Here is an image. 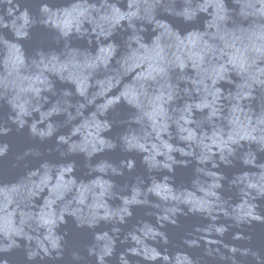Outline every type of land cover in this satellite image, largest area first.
Returning <instances> with one entry per match:
<instances>
[{"label": "water", "instance_id": "obj_1", "mask_svg": "<svg viewBox=\"0 0 264 264\" xmlns=\"http://www.w3.org/2000/svg\"><path fill=\"white\" fill-rule=\"evenodd\" d=\"M0 264H264V0H0Z\"/></svg>", "mask_w": 264, "mask_h": 264}, {"label": "snow or ice", "instance_id": "obj_2", "mask_svg": "<svg viewBox=\"0 0 264 264\" xmlns=\"http://www.w3.org/2000/svg\"><path fill=\"white\" fill-rule=\"evenodd\" d=\"M3 151V149H0V152H2Z\"/></svg>", "mask_w": 264, "mask_h": 264}]
</instances>
